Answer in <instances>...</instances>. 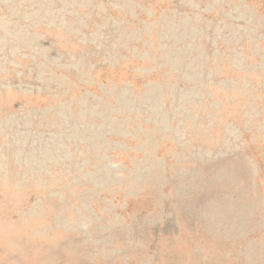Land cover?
Segmentation results:
<instances>
[{
    "label": "rangeland",
    "instance_id": "374dc122",
    "mask_svg": "<svg viewBox=\"0 0 264 264\" xmlns=\"http://www.w3.org/2000/svg\"><path fill=\"white\" fill-rule=\"evenodd\" d=\"M0 264H264V0H0Z\"/></svg>",
    "mask_w": 264,
    "mask_h": 264
}]
</instances>
